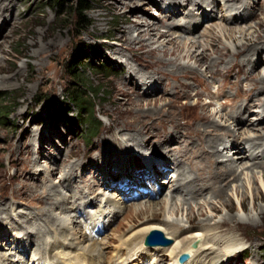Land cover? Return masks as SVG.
Instances as JSON below:
<instances>
[{
    "label": "rangeland",
    "instance_id": "rangeland-1",
    "mask_svg": "<svg viewBox=\"0 0 264 264\" xmlns=\"http://www.w3.org/2000/svg\"><path fill=\"white\" fill-rule=\"evenodd\" d=\"M238 1L90 0L92 9L86 15L88 26L82 28L78 25V17L71 13L76 1L58 9L53 0H0V208H4V212H0V264H33V260L39 258L42 260L38 264L53 263L51 257L57 252L58 256L63 254L65 261L74 256L73 253L69 255L73 249L70 250L68 245L50 248L48 243L52 244L55 229L50 225L42 226L43 210L49 211L46 218L50 212L65 218L75 210L78 216L75 220L87 225L98 223L105 212L103 218L107 215V224H99L93 235L96 240L103 241L100 247L106 257L112 258L110 249L118 244L113 242V238L120 237L131 226L130 216H133L126 213L124 205L148 206V198L134 201L131 196L138 193L137 189L149 193L151 183L143 176L139 179L134 176L138 180L133 179L131 172L147 173V161L164 164L168 158V164L173 167L168 169L170 178L175 180L176 167L182 165L186 173L182 177L184 179L196 174L192 168V155L186 156V162L180 155L171 154L169 147L177 150V143L184 140L187 131L203 134L207 128L204 116L228 113L229 118L217 116L215 119L222 123L221 128L234 127L231 122H236L237 109L250 104L247 117L255 119L260 116L262 119L264 113L259 107L263 106L264 89H260L262 85L257 84V79L264 76V0ZM232 3H237V6L231 8ZM170 5L180 6L175 16L169 14L171 9H165ZM136 22H142L146 29L147 25H154V34L170 31L158 43L159 38L148 41L150 49L161 51L157 58L163 61L165 70L146 68L144 60H137L128 51L119 54L123 46L119 39L122 31L129 30ZM174 24L178 27L175 28ZM186 25L191 28L187 29ZM223 28L234 30L233 36L225 37ZM249 28L252 32L241 35ZM131 36L137 38L138 32L133 31ZM171 39L183 48L176 55L166 57L162 51L171 53L175 49L168 44ZM257 39L262 40L261 44H254ZM211 45L219 50H228V55L221 57ZM251 45L263 47L256 66L257 57L245 59V52H241ZM135 48L138 50L140 46L135 45ZM81 49H85L88 59L81 63L83 81L80 82L72 77L69 65ZM202 53L207 58L201 63L189 58ZM91 61L94 65L89 64ZM131 66L142 70L143 74L148 73L151 79L140 78L142 74H134ZM77 84L86 85L94 116L102 122L98 135L93 138L87 131L81 132L80 124H68V118L78 115L68 95V91ZM155 85L157 87L154 88ZM259 92L261 95L254 101L252 97ZM50 102L54 105L51 106ZM134 104H141L145 111L148 104H156L159 110L144 113ZM150 108L155 109L154 106ZM5 109L12 111L8 119L2 117ZM130 109L133 113L129 112ZM255 126L262 124L255 123ZM193 137V143L198 142L197 136ZM205 138L204 135L201 142H205ZM219 140L221 143L234 140L235 143L231 153L222 152L221 159L227 162L222 166L220 161V167L230 166L237 160V148L244 154L246 151L252 159L256 147L245 143L246 137L245 140L235 136L229 139L220 137ZM246 161L243 163L251 164ZM126 169L131 172L125 173ZM260 170L249 171V177L242 176L239 182H232L226 188L228 196L215 197L214 193L220 186L216 185L211 193L203 192L194 200L188 199L190 201H185L186 196L180 195L181 184L175 181L168 184L165 177L158 175L156 179L162 181L160 186L164 189L160 192L159 186L154 188L156 193H162L154 202L163 204L167 195L175 191L176 195L172 193L177 196V206L183 211L170 216L185 228L190 226L189 210L197 218L191 228L200 224L213 227L228 218L241 221L236 229L230 228L229 232L225 230L227 228L215 231L217 242L220 237L238 238L240 254L225 259L224 264H264V214L260 213L264 210V176ZM66 173H69L66 177L69 183H63ZM134 180L138 185L133 184L134 188L125 193L128 197L124 198L117 187L124 188ZM51 188L59 192L58 203L63 196H70L69 202L62 205L67 211L55 209V199H42L48 193L40 195ZM117 197L124 205L114 209L110 200ZM211 207L219 211L216 213ZM157 216L162 219V211H158ZM31 226H41L39 232L48 233L44 237L48 250L43 253L36 252L37 242L26 248L29 242L23 233L28 232L32 238H37L38 232ZM180 236L168 239L176 243L192 234L188 232ZM144 244L137 246L139 249L136 248L132 254L149 247ZM172 244L164 248L169 249ZM194 244L196 242L191 246ZM152 260L154 264H167L156 262L155 257ZM213 260L215 262L207 260L206 264H219L218 259Z\"/></svg>",
    "mask_w": 264,
    "mask_h": 264
},
{
    "label": "bare ground",
    "instance_id": "bare-ground-1",
    "mask_svg": "<svg viewBox=\"0 0 264 264\" xmlns=\"http://www.w3.org/2000/svg\"><path fill=\"white\" fill-rule=\"evenodd\" d=\"M150 1L151 0H149V2ZM240 1L241 0H239L238 2H240ZM245 3H246V1H245ZM142 4H144V3L141 2V5ZM236 6H237V3L236 4L232 3L230 7L234 8ZM165 9H168V10L171 9L172 12H170L169 14L175 16V14L178 13L177 9H180V6L176 7V5H170V6H166ZM180 11H182V10H180ZM0 12H2V5L0 6ZM177 25L178 24H174V27L175 28L178 27ZM153 27H154V25L150 24V25H147V29H146L144 27V24H142V22H136V24L133 25L129 30L122 31V35L120 36L119 39H120V42H122L123 46H122L121 50H119V54H122L124 51H128L137 60H140V59L144 60L143 62L146 63V68H153L154 70L157 68L158 69L163 68L164 67L163 61H161L159 58H157L159 52L161 53V51L150 49L151 45H149L148 41H150V40L155 41L156 38H159V40L156 42V43H158L161 39L167 37V34H169L170 31H168L167 34L166 33L165 34H154L153 33L154 28ZM186 27H187V25H186ZM189 28H191V27H187V29H189ZM133 31L138 32L137 38H133L131 36V33ZM223 31L225 32V34H224L225 37H232L233 36L232 33L234 32V30H232V29L228 30L227 28H223ZM250 32H252V28H249L246 31V33H245V31H242L241 35H247ZM261 42H262L261 39H257L254 42V44H258V43L261 44ZM168 44L171 46H175V49L171 53L169 52V50L162 51V54L166 57L170 56V55L171 56L176 55L177 52H179L183 48V46L180 45L177 41H175V39H171L168 42ZM135 45H139L140 48L137 50L135 48ZM211 48H213L214 52H217V53L219 52L218 54L221 57H223L225 55L227 56L229 53L228 50H219V48L214 46V45H211ZM247 48L248 49H246V47H245L244 49H241L242 51L241 50L240 51L242 53L245 52V55H244L245 59H248L249 57H255V58L257 57V61L255 62V66H256L257 62H258V56H259L260 52L262 51L263 47H259V46L253 47L251 45V46H248ZM190 57H191V59H193V58L196 59L195 61H197V63H201V61H204L207 58V55L202 53L199 56H195V57L189 56V58ZM128 65H131V64L128 63ZM262 66H264V65H262ZM179 67L181 68V66H179ZM184 68L185 67H182L181 69H184ZM186 69H189V67H186ZM209 69H211V66H209ZM131 70L133 71L134 74L135 73H137V75L142 74V76L140 78H143L145 80L151 79L150 75L148 73L143 74L142 70H137L135 68H132V66H131ZM219 71H221V70H219ZM244 74H245V72H244ZM129 78H131V76H129ZM151 82H154V81L151 80ZM155 84H157V83H155ZM257 84H261L262 86L260 87V89H264V76L261 79H257ZM157 85H155L154 88L157 87ZM243 93H245V92H243ZM260 95H261L260 92H259V94L258 93L255 94L252 97L253 100L257 99V97H259ZM254 101H256V100H254ZM262 102H263V106L259 107V108L262 109V114H263L264 113V99L262 100ZM148 105H149L148 106L149 108L147 109V111L142 109L141 104H134L133 106H135L136 108H138V110H140L144 113L145 112L146 113H152L153 111L159 110L156 104L155 105L148 104ZM224 105H226V103ZM150 106L151 107L154 106L155 109L150 108ZM227 106H229V105H227ZM258 106H260V105H258ZM250 107H251L250 104L249 105L246 104V105L241 106L237 109V111L235 112L237 115L236 122H231L232 124L234 123V127H232V125H229L225 128H221L222 123L218 122L215 119L217 116L222 117V119L224 117L226 118L228 113L226 114L225 112H223V113H221L222 115H220V113H218L216 111L217 113L215 112L216 113L215 115H213V114H212V116L206 115V116H204L203 120L205 123H207V128H206V130L203 131V134L195 133L192 131H187L184 140L177 143L179 145L177 150H175L173 147H169V148H171L170 149L171 154L176 153V154L180 155V157L183 158L184 160H186V162H188L186 159V156H188L189 154L192 155V159H193L192 160L193 161L192 168H193V171L197 174V176H196V174H193V175H189L188 177L182 179V177L186 176V173H185V169H183V166L181 165L180 167L179 166L176 167L177 175H176L175 180L171 179L170 175H168V169H172L173 167L170 166V164H168L170 161V160H168V158L167 159L165 158V162L167 164L166 163L160 164L161 161L160 162H153L152 160L147 161L148 165H146V166L149 167L148 168L149 172H147V173L142 174V173L138 172L139 174L138 173L134 174V172L132 173L129 169L125 170L126 171L125 173L131 172V177L133 179L135 178L134 176H136L138 179L140 178V176H143L144 179H148L147 182L151 183L148 186V190H150L149 193H145V192L137 189L138 193L131 196L134 201H136L140 198H148L149 199L148 200V206H146L145 208H142L138 205L126 206V205H124V202L122 200H120L121 198L118 199V197L115 200H110V205H112V207H114V209L119 208L120 206L124 205L126 213L129 215L131 213L133 216V217L130 216L131 226L129 227V229L127 231H125V233L123 235H121L120 237L116 236L115 238H113V242L116 241V242H118V244L111 247L110 251L112 253L111 252L110 253L112 254V258H110V259H108L106 257V254L104 253V251L100 247V245H101V243H103V241L101 240L102 242H100L99 239H98L99 241L96 240L94 235H93L94 230L96 229V227L99 224H101V223L107 224L106 219H105V218H107V215L105 218H103L105 212L102 213L101 219L98 223H97V221H95L96 223H93L92 225H87L86 222L82 223L81 220L80 221L75 220V218L78 217V216L76 217L77 213H75V210H73L72 213L68 214L65 218H62L61 216L57 217V216L51 214V212H50V215L47 216V218H46L45 216L49 213V211L43 210L42 215H44V216H43L42 226L45 228L47 225H50V226L54 227V229H55V234L53 235V242H52V244L48 243L50 248L53 250L54 248L57 249V247L60 248L61 245H63V246L68 245L70 250H71V248L73 249V250H71L73 252H70L69 255H71L72 253L74 254V256L72 255L73 257H71V258H69V260L65 261V257L63 256V254L58 256V252H57V255L55 254L51 257V260L53 261V263L49 262L48 264H80V263H84V264H152L153 263L152 259L154 257L157 259L156 262L159 260L161 262H167V264H180L179 263L180 257L186 253H188L191 256V258L189 260H187L184 264H206L207 260H209V262L211 261L210 259H212V261H214L213 259H218L219 264H224L225 259L232 258V257L235 258L238 254H240V249L237 245L238 238H236V237H220V238H218V242H217V241H215V240H217V237L215 235L216 234L215 231H220V230H224L225 228H227L225 230H228V232H229L230 228H232V229L235 228V226H237L238 223H240L241 221L239 222L235 218H228V219H224L223 221L214 224L213 227L211 226V224H207L205 226L203 224H200V226L198 225V227L191 228L192 222H194L197 218L193 213H191L192 210H189L188 223L190 224V226L188 228L180 226V224H178V222L173 220V217L170 216V215H178L181 211H183V208L180 209V207L177 206L178 205L177 204V196H175L176 195L174 193L175 191H171V193L169 195H167V198L163 204L160 205V204L154 202L155 201L154 199L158 195L161 196V194H162V193H156L155 189L158 186H159L160 192L163 191V189H164L163 186H160V183L162 181L159 182L158 179H156V176L162 175L161 177H165L167 180L166 183H168V184L173 183V181L177 182V184H181V186L179 187V189L181 191L179 193H182L180 195L186 196L185 201L194 200L203 192L211 193L216 185H220L221 187L219 186V188L216 189V191L214 193L215 197L221 198V197L228 196V194L226 192V188L230 187L231 184H233V183L235 184L236 182H239L241 180L242 176L249 177V171L254 173L255 169H261L260 173L264 176V116L263 115L261 116L262 119L260 118V116H257L255 119L253 118L254 120L247 117L246 114H248ZM223 110H226V108ZM102 112H104L106 115L108 114V112L105 110H103ZM129 112L133 113L132 109H130ZM255 123H257L258 125L262 124V126H259V127L255 126ZM218 131L219 132L222 131V133L219 134V133H217ZM240 131H243L245 133V135L242 134V132L240 133ZM252 131H254L255 134H250V132H252ZM204 135L206 136L205 142L204 141L201 142V139L204 138ZM193 136H197V137H195L198 139V142H197V140L195 141L197 143V145H195V142L193 143V138H194ZM232 136L240 137L244 140L246 137V140L245 141L243 140V141L245 143H249V144L253 145V147L255 146L256 149L252 153V159H251V157H248L246 151L244 154L237 148V151H236V154H238L237 158H236L237 160H235L233 163H231L230 166L220 167L219 166L220 161H221V163H223L222 166L224 164H226V162H227V161L221 159V158H223L222 152L228 151V153H229L230 151H232L235 143H234V140H229L226 143H221L219 139H220V137H224V138L229 139ZM170 139H172V138L170 137ZM256 154H258V155H256ZM181 160L179 162H182ZM246 160L251 162V164L243 163ZM248 161H246V162H248ZM182 164H183V162H182ZM214 169L217 170L216 174L214 173ZM68 175H69V173H66L64 175V177H63L64 182L63 183H66V182L69 183V181H67L68 179H66V177ZM199 176H201V177H199ZM204 177H206V178H204ZM137 178H135V179L138 180ZM136 180L129 181L127 183V186H125L124 188L121 186L120 187L114 186V187L115 188L117 187V191L120 192L121 195H124L123 196L124 198H127L128 196H126L125 193L126 194L129 193L131 191V189L134 188L133 184H137V183H135ZM253 184L254 185L257 184L256 180H254ZM144 185L145 184L141 185L140 187L142 188V186L144 187ZM70 186H69V188H70ZM127 188H129V189H127ZM54 189L51 188L50 190L48 189V191L45 190V192L42 193V195H40V196L45 195L47 192L48 194L45 195V197L43 196L42 199H44V200L55 199L57 204L54 203L53 207L55 209L57 208V209L62 210V211H67L65 209L66 207L64 208V207H62V205H64L63 203L69 202L70 196H69V198L66 196H63L61 199V202L58 203L59 201L57 200V198H59L58 197L59 192H58V190H54ZM183 189H187V191H185ZM118 196H120V195L118 194ZM72 198H76V196L72 197ZM188 199H190V200H188ZM107 204H108V202H107ZM185 204H186V202H185ZM82 205L83 204H81V206ZM80 208H81V210H83L82 207H80ZM2 209H4V208H0L1 213L4 212ZM211 209H212V211H214L216 213L219 211V209L216 207H211ZM158 211H162V214H163L162 219H158V216H157ZM64 213H66V212H64ZM260 213L264 214V210H261ZM94 216H93V218H94ZM90 217H91V215H90ZM90 220H93V222H94V219H90ZM90 220H89V222H90ZM102 220H104V221L102 222ZM91 223H92V221H91ZM31 227L34 231L38 232V233L35 232L37 234V238L36 237L32 238V236H30V234L28 232H25V233L22 232L28 238L27 241L29 243L27 244L26 248H28L30 244H32V243L35 244V242H37V245L35 247L36 252L38 254L45 252L48 249H47V247H45L47 245H45L46 243H45L44 237L47 236L48 233L39 232L38 228L41 226H31ZM155 230L163 231L162 233L164 235L165 234L168 235L167 238H175L176 239V237L180 236L182 233L187 234L188 232H190L192 234V236L189 238L187 237L188 239L183 238L184 240H182V241H176V243L173 241L174 245L172 244V247H170L169 249L164 248L162 246L145 247L141 252L132 254V251H134L137 248V246L139 247V245H142L145 242L146 238L152 233V231H155ZM65 241H68V243H66ZM207 241H209V243H212L213 245L206 247L207 246L206 244H209ZM194 242H196L198 245L196 248H193L191 246ZM200 242H203V243H201V245H200ZM104 245L108 246V244H104ZM19 246H21V242H19ZM100 248H101V250H100ZM137 249H139V248H137ZM59 251H60V249H59ZM67 253H66V256H68ZM96 253H98V254H96ZM38 254H36V255H38ZM212 256L214 258H212ZM73 259L76 262L72 261ZM135 259H137V260L133 262V260H135ZM41 260H42L41 258H39L36 261L33 260V264H38ZM159 261H158V263H160ZM10 264H12V262H10Z\"/></svg>",
    "mask_w": 264,
    "mask_h": 264
},
{
    "label": "trees",
    "instance_id": "trees-1",
    "mask_svg": "<svg viewBox=\"0 0 264 264\" xmlns=\"http://www.w3.org/2000/svg\"><path fill=\"white\" fill-rule=\"evenodd\" d=\"M53 2L58 9H63L65 5L75 2V4L71 7V13L78 17L79 26L82 28L88 26L86 15L92 9L90 0H53ZM87 59L88 57L86 56L85 49H81V51H78V55L72 59L69 65V70L72 77L80 82L83 81L80 76V72L82 70L81 63H85ZM89 64L94 65V62L91 61ZM81 88H84L85 90ZM86 88V85L77 84L76 87H73L70 91H68L70 102L76 107L78 111V115L76 117L68 118V124L71 126L80 124L82 130L81 132H84L85 130L90 133V136L93 138L98 135V131L100 130L102 122L94 116L95 114L93 111V106L91 104L89 94L86 92ZM11 105H13V102H11ZM50 105L53 106L54 103L50 102ZM67 112L69 114V110ZM2 114V117L8 119V117L12 114V111L5 109Z\"/></svg>",
    "mask_w": 264,
    "mask_h": 264
},
{
    "label": "water",
    "instance_id": "water-1",
    "mask_svg": "<svg viewBox=\"0 0 264 264\" xmlns=\"http://www.w3.org/2000/svg\"><path fill=\"white\" fill-rule=\"evenodd\" d=\"M172 240L165 237V235L158 230L152 231V233L146 238L145 245L149 247L154 246H162L167 247L172 244ZM198 245L197 243L194 244L193 248H196ZM190 255L189 254H183L180 257V263L184 264L187 260H189Z\"/></svg>",
    "mask_w": 264,
    "mask_h": 264
}]
</instances>
